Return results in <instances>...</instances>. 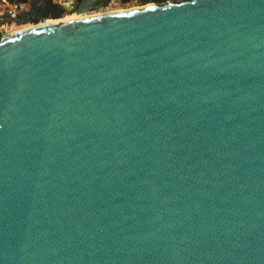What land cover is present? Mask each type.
Instances as JSON below:
<instances>
[{"label": "water", "instance_id": "obj_1", "mask_svg": "<svg viewBox=\"0 0 264 264\" xmlns=\"http://www.w3.org/2000/svg\"><path fill=\"white\" fill-rule=\"evenodd\" d=\"M0 264H264V0L2 35Z\"/></svg>", "mask_w": 264, "mask_h": 264}, {"label": "built area", "instance_id": "obj_2", "mask_svg": "<svg viewBox=\"0 0 264 264\" xmlns=\"http://www.w3.org/2000/svg\"><path fill=\"white\" fill-rule=\"evenodd\" d=\"M62 9L68 12H74L76 5L75 0H54ZM120 0H110L106 3L105 8L118 6ZM32 7L29 10L28 5L17 0H0V34L8 26H20L26 24L24 21L33 22L30 18L32 14ZM30 21H29V20ZM7 31V30H6Z\"/></svg>", "mask_w": 264, "mask_h": 264}, {"label": "rangeland", "instance_id": "obj_3", "mask_svg": "<svg viewBox=\"0 0 264 264\" xmlns=\"http://www.w3.org/2000/svg\"><path fill=\"white\" fill-rule=\"evenodd\" d=\"M40 0H34V3L35 2H39ZM110 1V0H109ZM108 1V2H109ZM164 1H166V0H164ZM120 4L118 5V6H115V7H118V9H125V10H127V9H131V8H134V7H137V6H141V5H144V4H146V3H152V2H157V3H160V2H163V1H160V0H126V1H123V0H120ZM105 5H106V3L105 4H103V5H101V6H99V7H97V8H95L94 10H99V9H101V8H105ZM100 11V10H99ZM40 12H42L43 13V10L42 11H40ZM94 12H96V11H94ZM66 13H68V11L67 10H65V9H63L62 11H61V16H63L64 14H66ZM87 15H91V14H88L87 13ZM63 17H65V16H63ZM63 17H61V18H63ZM45 18V17H44ZM46 18H48V17H46ZM30 19V18H29ZM28 19V20H29ZM47 20H53V19H47ZM54 20H61L60 18H56V19H54ZM30 21V20H29ZM40 20H37V21H33V23H38ZM24 22H26V24H24V25H20V26H11V27H9L8 26V28L6 27L4 30H3V32L2 33H5L6 35H9V34H12V33H14V32H16V31H18V30H22V29H25V28H28V27H33L34 25L32 24V22L30 21V22H28V21H24ZM45 24V23H44ZM39 25V24H38ZM7 30V31H6ZM2 36V34H0V37Z\"/></svg>", "mask_w": 264, "mask_h": 264}, {"label": "trees", "instance_id": "obj_4", "mask_svg": "<svg viewBox=\"0 0 264 264\" xmlns=\"http://www.w3.org/2000/svg\"><path fill=\"white\" fill-rule=\"evenodd\" d=\"M17 1L23 2L24 4L28 5L29 10L31 9V7L33 8L34 0H17ZM160 1H164V0H160ZM39 10L40 11L43 10V13L40 12V14L43 17H45V19H56V18H61L65 15L64 14L63 16H61V11L63 9L53 0H42L39 6Z\"/></svg>", "mask_w": 264, "mask_h": 264}, {"label": "bare ground", "instance_id": "obj_5", "mask_svg": "<svg viewBox=\"0 0 264 264\" xmlns=\"http://www.w3.org/2000/svg\"><path fill=\"white\" fill-rule=\"evenodd\" d=\"M121 10H125V9H118V7H111V8H102L100 9V11H96V12H75L74 14H70V12L66 13L63 18H60L61 20H45V19H40L41 23H39L38 26L40 25H45V24H50V23H57V22H63V21H69V20H73V19H79V18H84V17H88V16H93V15H100V14H104V13H109V12H115V11H121ZM128 10V9H127ZM91 14V15H87ZM45 20V21H44ZM45 23V24H44ZM36 24L34 26H37ZM33 26V27H34Z\"/></svg>", "mask_w": 264, "mask_h": 264}, {"label": "flooded vegetation", "instance_id": "obj_6", "mask_svg": "<svg viewBox=\"0 0 264 264\" xmlns=\"http://www.w3.org/2000/svg\"><path fill=\"white\" fill-rule=\"evenodd\" d=\"M78 1L79 0H75V2H76V5H75V8H74V10L76 9V7H77V4H78ZM109 0H90V1H88L87 2V4L86 5H88L89 7H92V8H90V10H88V11H84V13L85 12H94V11H99V10H94L95 8H97V7H99V6H101V5H103V4H105V3H107ZM37 2H35L34 4H33V8H34V5L36 4ZM102 9V8H101ZM70 14H74V12H70ZM33 16H35V17H43L41 14H40V10H39V8H38V10H37V13L36 14H33ZM45 20H47V19H45ZM44 20V21H45ZM34 21V20H33ZM39 23H41V21H39L38 23H33L32 22V24L34 25V24H39Z\"/></svg>", "mask_w": 264, "mask_h": 264}, {"label": "crops", "instance_id": "obj_7", "mask_svg": "<svg viewBox=\"0 0 264 264\" xmlns=\"http://www.w3.org/2000/svg\"><path fill=\"white\" fill-rule=\"evenodd\" d=\"M54 1V0H53Z\"/></svg>", "mask_w": 264, "mask_h": 264}]
</instances>
